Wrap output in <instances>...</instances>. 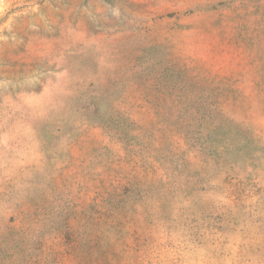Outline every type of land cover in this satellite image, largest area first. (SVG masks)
I'll use <instances>...</instances> for the list:
<instances>
[{
    "label": "rangeland",
    "instance_id": "rangeland-1",
    "mask_svg": "<svg viewBox=\"0 0 264 264\" xmlns=\"http://www.w3.org/2000/svg\"><path fill=\"white\" fill-rule=\"evenodd\" d=\"M0 264H264V0H0Z\"/></svg>",
    "mask_w": 264,
    "mask_h": 264
}]
</instances>
